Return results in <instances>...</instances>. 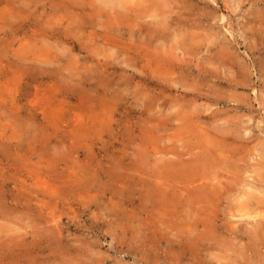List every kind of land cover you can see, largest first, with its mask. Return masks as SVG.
I'll return each mask as SVG.
<instances>
[{
	"label": "rangeland",
	"instance_id": "rangeland-1",
	"mask_svg": "<svg viewBox=\"0 0 264 264\" xmlns=\"http://www.w3.org/2000/svg\"><path fill=\"white\" fill-rule=\"evenodd\" d=\"M0 264H264V0H0Z\"/></svg>",
	"mask_w": 264,
	"mask_h": 264
},
{
	"label": "bare ground",
	"instance_id": "bare-ground-1",
	"mask_svg": "<svg viewBox=\"0 0 264 264\" xmlns=\"http://www.w3.org/2000/svg\"><path fill=\"white\" fill-rule=\"evenodd\" d=\"M109 1H111V0H109ZM137 50H140V51H142L143 52V50L142 49H137ZM140 51H137L139 54L137 55V56H139V55H141V52ZM169 63L170 62H164L163 64H158V66H159V70L160 71H162V72H164V73H166V74H170V73H172L173 71H171L170 69H175L176 68V66L174 65L173 67L171 66V65H169ZM150 65H151V61L150 60H147L146 61V63H145V67L146 68H150ZM134 74V73H133ZM151 82V81H150ZM152 83V82H151ZM169 83V82H168ZM168 83H166V84H168ZM165 84V85H166ZM154 85H156V84H154ZM168 86V85H167ZM168 88L170 89L171 88V84L168 86ZM173 88V87H172ZM189 93L188 92H182L181 93V95H183L184 97L185 96H187Z\"/></svg>",
	"mask_w": 264,
	"mask_h": 264
}]
</instances>
